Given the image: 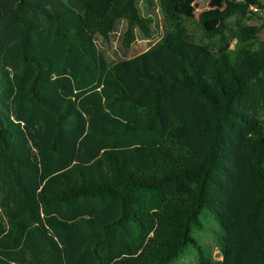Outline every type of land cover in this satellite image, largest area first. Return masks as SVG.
Returning <instances> with one entry per match:
<instances>
[{
    "label": "trees",
    "instance_id": "16d2710c",
    "mask_svg": "<svg viewBox=\"0 0 264 264\" xmlns=\"http://www.w3.org/2000/svg\"><path fill=\"white\" fill-rule=\"evenodd\" d=\"M184 1L155 0L160 40L110 60L96 36L119 21L126 46L157 32L139 0H0V264H171L190 243L264 264V4L201 10L235 38L212 48L171 29ZM204 209L222 260L192 235Z\"/></svg>",
    "mask_w": 264,
    "mask_h": 264
},
{
    "label": "rangeland",
    "instance_id": "374dc122",
    "mask_svg": "<svg viewBox=\"0 0 264 264\" xmlns=\"http://www.w3.org/2000/svg\"><path fill=\"white\" fill-rule=\"evenodd\" d=\"M263 4H264V0ZM139 5L144 14L148 11L154 17V24L157 26V32L151 37L144 36L143 33L136 29L135 38L132 43L126 46L124 41V34L127 29V23L125 20L118 22L116 29L109 35L108 38H104L98 34L96 40L100 48L104 51L107 58L110 60L131 57L135 54L143 52L156 44L161 35L166 31L167 26L164 23V18L160 12V8L155 5V0H139ZM216 5L215 0H185L183 7L187 8L189 15H183L182 19L178 21L171 29L174 31L182 30L184 34L191 40L208 45L212 48H218L230 42L234 44L235 38L233 32L228 33L224 38H209L205 35L199 21L195 19L198 13L205 9L211 8ZM223 6L224 3L218 4ZM256 16L251 20L254 23L264 22V6L262 9L256 11ZM218 23V20L209 21V25L213 26ZM261 37L264 38V27L260 30ZM200 218L204 224L202 229L194 228L192 235L197 239L203 251H206L207 256L213 260H222L223 255L221 252V240L223 238V230L220 223L213 217L207 209H204ZM171 264H201V259L198 250L195 249L192 243L188 244L179 257Z\"/></svg>",
    "mask_w": 264,
    "mask_h": 264
}]
</instances>
